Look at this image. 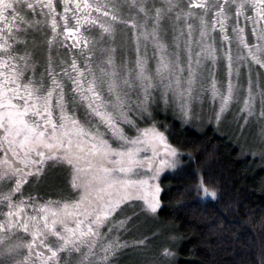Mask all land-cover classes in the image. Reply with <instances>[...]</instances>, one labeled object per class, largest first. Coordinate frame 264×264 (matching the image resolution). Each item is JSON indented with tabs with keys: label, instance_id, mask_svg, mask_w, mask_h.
Instances as JSON below:
<instances>
[{
	"label": "snow or ice",
	"instance_id": "6c2138e0",
	"mask_svg": "<svg viewBox=\"0 0 264 264\" xmlns=\"http://www.w3.org/2000/svg\"><path fill=\"white\" fill-rule=\"evenodd\" d=\"M121 24L134 30L135 47L118 61L112 45ZM37 33L47 44L39 74L28 47ZM60 37L72 39L64 57ZM221 60L226 86L212 73L205 87L206 62ZM253 65L264 69V0H0V264H112L127 246L111 236L125 224L113 225L114 214L134 199L155 213L159 177L179 163V148L151 119L153 107L175 106L188 121L194 101L210 91L219 122L239 99L247 67L240 111L247 122L259 97L264 117ZM51 168L66 170L75 199L25 194ZM195 189L217 197L203 179Z\"/></svg>",
	"mask_w": 264,
	"mask_h": 264
},
{
	"label": "trees",
	"instance_id": "16d2710c",
	"mask_svg": "<svg viewBox=\"0 0 264 264\" xmlns=\"http://www.w3.org/2000/svg\"><path fill=\"white\" fill-rule=\"evenodd\" d=\"M161 121L180 150L177 167L159 177L157 214L175 240L172 264H264V165L225 131L183 125L169 113ZM201 179L215 199L197 195Z\"/></svg>",
	"mask_w": 264,
	"mask_h": 264
},
{
	"label": "rangeland",
	"instance_id": "374dc122",
	"mask_svg": "<svg viewBox=\"0 0 264 264\" xmlns=\"http://www.w3.org/2000/svg\"><path fill=\"white\" fill-rule=\"evenodd\" d=\"M125 13L127 14V9H125ZM132 14L135 15V10H133ZM50 34L51 33H49L48 36H50ZM168 40L169 43H171V32H169ZM112 46L116 48V57L118 61L126 55H134V30L130 25L121 24L118 26ZM46 50L47 46L43 45L42 55L40 54L43 65H45L46 62ZM152 53L153 48L151 44H149V57L152 56ZM53 56L57 57V54L53 52ZM58 62L59 60L57 59V63ZM149 62L154 67V60L150 59ZM258 72L260 73L259 79L261 87H264V69L259 68L258 65H253L251 74L254 83L257 80ZM212 73L215 74L216 79L220 84L226 86V61H218L214 66L211 65L210 62H206L204 74L206 77H209V80L205 81V87H207V83L210 81V75ZM247 79L248 68L242 67L241 76L239 78V85L241 86L239 89V99L234 100L231 103L219 122L215 119V113L219 108V100L214 102L211 98L210 91H205L194 101V115L193 118L188 121L182 119L175 106H165L161 102H157L156 106L153 107L151 119L157 122V126L162 131L165 130L162 127L163 122L161 120H163L168 113L177 118L183 125H188L194 128L211 126L219 133L225 131L224 134L231 138L243 153H248L264 165V117L260 116L262 106L259 97H257L254 114L247 118V122H245L246 113H241L240 111L243 107V99L247 94ZM233 82H237L235 74H233ZM254 91H256L255 87ZM150 122L151 121L149 120L148 123ZM140 126L144 127L146 125L141 122ZM126 129L130 135L135 134L134 131H129L127 127ZM139 171L141 175H145L147 172L146 169H140ZM132 178L136 179L138 177ZM47 180L48 177L45 176L39 183H36V185L33 184L30 187H34L35 185L37 190L40 188L42 189L46 187ZM123 207L124 206L122 205L114 214L115 220L113 221V225H116L117 221H125V224L123 227L117 226L111 236H119L121 242H126L127 246L117 253L112 259V264H172L175 255L165 256L163 252L166 248L174 252L175 240L168 236V229L160 221L157 211L155 213L147 211L143 201L136 199L132 200L129 207L126 206L129 212H125ZM103 231L107 232L108 229L105 228ZM141 241L143 243H138Z\"/></svg>",
	"mask_w": 264,
	"mask_h": 264
},
{
	"label": "flooded vegetation",
	"instance_id": "af4514ba",
	"mask_svg": "<svg viewBox=\"0 0 264 264\" xmlns=\"http://www.w3.org/2000/svg\"><path fill=\"white\" fill-rule=\"evenodd\" d=\"M51 33L50 30L47 31V35ZM98 34V30L93 32V35ZM51 35V34H50ZM60 39L63 41V46L59 47L58 49V53H59V57H64L67 54H69V46L72 44V39L67 38V37H60ZM46 41V35L45 34H41V33H37L35 35V40L32 39L31 36H29V44L28 47L31 50H34L35 55H36V59L38 60V64H37V74H39L40 72L44 71V66L42 64V58L40 57V54L42 55V51H43V45L47 46V44L45 43ZM47 52V50H46ZM53 52H55V54H57V48L54 47L53 48ZM57 71H59V68L57 69ZM125 130L127 131V129L125 128ZM115 146V144H114ZM48 177L47 180V185L44 188H40V189H36L35 185L36 183H39L41 180H39L38 182L33 181L31 184H29L26 188H25V194H29L31 193L32 195H38L39 197H41L43 200H58V199H65V198H71V199H75L76 195L75 193H73L70 189V186L68 184V178H67V172L64 169L61 168H51L48 170L47 174L45 175ZM44 176V177H45ZM33 184L34 187H30ZM138 200V199H136ZM132 201L126 202L123 206V208L125 209V212H129L128 208H126V206H130Z\"/></svg>",
	"mask_w": 264,
	"mask_h": 264
}]
</instances>
